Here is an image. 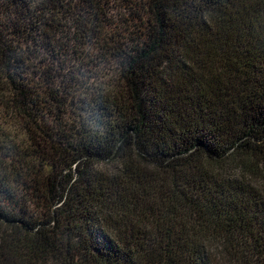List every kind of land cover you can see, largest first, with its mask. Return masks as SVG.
Here are the masks:
<instances>
[{
	"label": "trees",
	"instance_id": "1",
	"mask_svg": "<svg viewBox=\"0 0 264 264\" xmlns=\"http://www.w3.org/2000/svg\"><path fill=\"white\" fill-rule=\"evenodd\" d=\"M0 264H264V0H0Z\"/></svg>",
	"mask_w": 264,
	"mask_h": 264
}]
</instances>
